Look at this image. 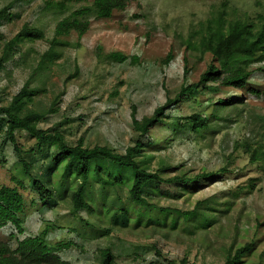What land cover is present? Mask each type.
<instances>
[{"label": "rangeland", "instance_id": "374dc122", "mask_svg": "<svg viewBox=\"0 0 264 264\" xmlns=\"http://www.w3.org/2000/svg\"><path fill=\"white\" fill-rule=\"evenodd\" d=\"M10 1L0 0V9ZM43 1L17 2L11 9L14 19L2 28L0 55L5 42L27 21L46 33L45 38L26 43L0 71L2 104L31 80L30 86L42 87L30 104L48 115L41 125L64 130L69 140L83 137L87 146L106 144L124 152L141 138L146 146L138 159L149 170L164 177H192L203 171L216 174L185 184H159L150 197L170 208L166 213L144 212L132 202V180L105 185L91 179L87 196L95 209L93 218L87 211L78 213L98 220L90 230L71 212V192L78 179L61 177V168L54 162L56 148H38L29 134L17 133L25 149H35L25 154L32 174L53 189V197L44 203L30 177L23 174L12 145L5 142L6 128L0 124V184L17 187L26 202L19 214L25 232L8 224L0 229V240L16 247L25 235L50 225V242H75L60 252L67 264H105L103 248L111 249L113 264H224L229 252L246 244L250 250L242 264H264V160L252 161L242 148L235 149L241 141L262 145L259 154L264 153V63L253 64L254 73L244 88L221 85L213 93L183 96L179 104L167 108L170 116L147 136L134 130L132 123L134 110L138 118L150 115L167 98L175 97L183 84L199 80L212 56L187 47L186 38L221 0H131L111 17L93 18L81 39L73 32L70 40L80 44L60 48L62 55L40 73L36 66L48 49L57 19L41 10ZM231 4L241 16L254 18L264 11V0H231ZM110 51L138 55L139 63H114L100 57ZM170 51L173 58L165 63ZM219 98L231 100L216 103ZM198 112L210 117L206 129L196 132L189 125L178 126L177 118ZM110 165L106 163L105 174L112 172ZM113 201L114 206L129 210L126 224L112 222L103 212Z\"/></svg>", "mask_w": 264, "mask_h": 264}, {"label": "trees", "instance_id": "16d2710c", "mask_svg": "<svg viewBox=\"0 0 264 264\" xmlns=\"http://www.w3.org/2000/svg\"><path fill=\"white\" fill-rule=\"evenodd\" d=\"M19 1L21 0H12L0 9V38L4 37L3 26L14 19L16 14L11 9ZM130 2L131 0H44L41 10L53 13L57 19L49 36L48 49L40 55L36 71L43 73V69L53 64L62 55L60 48L80 44L79 40H70L73 32L81 39L89 30L93 18L111 17L115 11L125 10ZM45 37L44 28L30 21L25 22L20 30L5 42L0 55V71L13 62L14 55L21 53L26 43ZM186 41L187 47L199 50L202 54H211L208 67L201 73L197 82L183 84L175 97L167 98L166 102L158 105L152 114L138 118L136 111H133V128L139 131L141 136H147L152 127L164 117H169L167 108L179 104L182 97L187 94L213 93L221 85L237 88L247 86L254 73L253 64L264 63V11L257 13L254 18L250 15L241 16L235 12L231 0H221V5L212 10L207 19L200 21L191 29ZM100 57L114 63L127 61L139 63L138 55H128L120 51H110ZM172 58L173 54L170 51L165 63H169ZM30 85L31 80L26 81L7 104H2L0 99V124H4L6 128L5 142L12 145L22 165L23 174L30 177L33 188L44 203H48L53 197V189L47 188L40 178L32 174L31 163L25 154L33 153L35 149L33 147L25 149L21 145L18 131H24L33 137L38 148L54 146L56 148L54 162L61 168V177L65 180L71 177L78 179L71 192L73 202L71 212L75 215L87 211L93 218L91 213H94L95 209L87 196V186L91 179L105 185L132 180L129 188L132 202L138 204L144 212L166 213L170 208L159 206L152 202L150 197V194L158 192L159 184H185L216 174L213 171H203L192 177L181 175L164 177L159 171L149 170L138 159L146 146V142L141 138L128 145L124 152H119L106 144L87 146L83 137L71 141L64 130L41 125L48 115L31 108L30 104L35 101L42 87ZM250 91L259 94L256 89L250 88ZM230 100L231 98H219L215 102L222 104ZM177 120L178 126L189 125L193 131L199 132L208 127L210 117L208 114L198 112ZM260 146L262 145L253 146L241 141L235 143V149L242 148L250 154L252 161L264 160V153L259 154ZM233 154L232 152L229 156L230 162ZM108 162L111 164L112 172L106 173L105 176V165ZM222 170H225V167ZM25 207V198L17 187L0 184V229L11 224L18 232L24 233V220L19 214L24 212ZM103 212L109 215L112 222L126 224L129 221V210L124 206H114V201L110 207H103ZM189 213L194 212H187ZM78 216L86 227L90 230L95 229V221L98 220H90L80 214ZM51 229L52 226L47 225L37 234L25 235L18 240L16 247L0 240V264H67L62 260L60 252L70 248L75 242L72 240L50 242L48 235ZM249 250L250 245L246 244L237 248L234 253L229 252L224 264H242L243 257ZM100 252L105 264H113L111 249L103 248Z\"/></svg>", "mask_w": 264, "mask_h": 264}]
</instances>
